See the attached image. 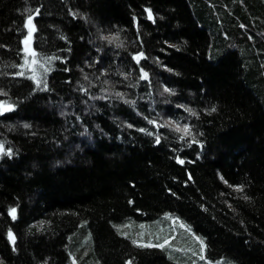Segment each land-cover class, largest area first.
Returning a JSON list of instances; mask_svg holds the SVG:
<instances>
[{"label":"trees","instance_id":"obj_1","mask_svg":"<svg viewBox=\"0 0 264 264\" xmlns=\"http://www.w3.org/2000/svg\"><path fill=\"white\" fill-rule=\"evenodd\" d=\"M0 100V264H264V0H0Z\"/></svg>","mask_w":264,"mask_h":264},{"label":"snow or ice","instance_id":"obj_2","mask_svg":"<svg viewBox=\"0 0 264 264\" xmlns=\"http://www.w3.org/2000/svg\"><path fill=\"white\" fill-rule=\"evenodd\" d=\"M148 13H149V17L151 18V16H152V10H151L150 8L148 9ZM37 14H39V10H37ZM29 17H30L31 19H29ZM26 26H27L28 32H27V35H24V36H23V45H24V47H23V51L26 52V53H31V54L34 56V55H35V49L32 47L33 32L35 31V25H34V17H33V15H29V16H27ZM29 30H31V33H32V34H31L30 37H28V40L26 41V40H25V37L28 36ZM165 43H167V42H165ZM135 55H136L137 57H143L145 54H144V52H137ZM35 63H36V61L33 60V61H32V64H35ZM140 71L143 72L145 76L148 75V73L145 72L143 68H141ZM33 79L35 80L36 85H40V83H41L40 80H36L35 77H33ZM43 87H44V89H47V88L49 87V85H48L47 83H44ZM165 87H166L167 91H169V92L172 91L171 88H167V85H166ZM105 99H107V97H105ZM15 107H16L15 104H12V103L5 104V102H4L3 100H0V113H2V112L5 110V108H7L8 110H11V109H14ZM181 107H183V105H181ZM213 110H214V109H213ZM205 111H207V109H205ZM169 119H171V117H169ZM152 123H153V124H156L157 122H156V121H152ZM26 127H27V125H26ZM97 127H99V125H97ZM179 127H180V126L177 125V128H178V129H179ZM189 127H190L189 125L185 124V125H184V130H187ZM84 130L87 131V127H85ZM186 134H187V131H186ZM181 139H184V137H181ZM156 142L159 143V138H157ZM192 142H194V143H196V144H198V145H201V146L203 145V141H202V140H194V141H190V143H192ZM4 151H5V147H4V145H3L2 143H0V153H3ZM12 152H13V149H12L11 147L7 148V153H8L9 155H11ZM176 159H177V160L179 161V163H181V164H183V163L185 162V161H184L183 159H181L179 156H177ZM57 163H60V161H57ZM225 183H227V181H225ZM232 186H233L234 188H237V189H241V188L243 187V186L240 185V184H234V185H232ZM245 198L248 199V197H245ZM9 211L12 213L13 218H15L16 208H11ZM11 235H12V233H11V231H10V232H9V236L11 237ZM197 239L200 240V241H201V245H203V243H204L203 240H202L200 237H197ZM164 243L166 244L167 241H165ZM159 246H160V247H163L164 244H161V245H159ZM201 251H203V248H201ZM73 264H75V260L73 261Z\"/></svg>","mask_w":264,"mask_h":264},{"label":"rangeland","instance_id":"obj_3","mask_svg":"<svg viewBox=\"0 0 264 264\" xmlns=\"http://www.w3.org/2000/svg\"><path fill=\"white\" fill-rule=\"evenodd\" d=\"M31 34L32 33H31V30H30L29 33H28L27 39H25L26 41L28 40V37ZM32 60H33V55L31 53H26L25 63H24V65H22V67L24 66L23 68L27 69L28 71H33L32 69H33V65L34 64H32ZM169 225H171V223H169ZM191 240L194 241V242H197V243L199 242L197 237H193ZM185 250L190 256L197 257V258H199V260H201V258L199 257V252L196 251L195 243L192 244V246L186 247ZM193 264H202V262H198L196 260V261L193 262Z\"/></svg>","mask_w":264,"mask_h":264},{"label":"water","instance_id":"obj_4","mask_svg":"<svg viewBox=\"0 0 264 264\" xmlns=\"http://www.w3.org/2000/svg\"><path fill=\"white\" fill-rule=\"evenodd\" d=\"M30 36H31V35H30ZM30 36H29V37H30ZM23 47H24V45H23Z\"/></svg>","mask_w":264,"mask_h":264}]
</instances>
